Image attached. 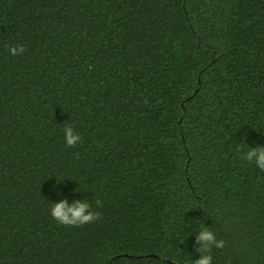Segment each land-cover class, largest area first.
I'll return each mask as SVG.
<instances>
[{
	"label": "trees",
	"instance_id": "obj_1",
	"mask_svg": "<svg viewBox=\"0 0 264 264\" xmlns=\"http://www.w3.org/2000/svg\"><path fill=\"white\" fill-rule=\"evenodd\" d=\"M237 145L264 146V0H0V264H191L202 224L212 264H264Z\"/></svg>",
	"mask_w": 264,
	"mask_h": 264
},
{
	"label": "clouds",
	"instance_id": "obj_2",
	"mask_svg": "<svg viewBox=\"0 0 264 264\" xmlns=\"http://www.w3.org/2000/svg\"><path fill=\"white\" fill-rule=\"evenodd\" d=\"M26 51L23 45H16L9 47V53L13 56L21 55ZM144 103H148L146 99ZM65 142L68 147H74L81 141V136L74 130L72 125H65ZM236 152L240 159L247 161L249 164L254 163L256 167L264 171V146H258L256 148H248L247 151H243L240 145H237ZM97 207L102 206V202L96 201ZM50 214L59 224L65 226H83L86 224H92L100 219L101 214L92 210V205L84 200H75L69 203L67 199L52 204ZM196 243L198 247L196 251L200 254V258L191 261V264H212L211 251L213 246L216 248H223L225 246L224 241L217 240L214 232L209 230L203 224L196 235Z\"/></svg>",
	"mask_w": 264,
	"mask_h": 264
}]
</instances>
